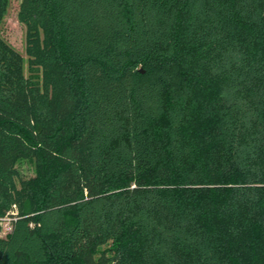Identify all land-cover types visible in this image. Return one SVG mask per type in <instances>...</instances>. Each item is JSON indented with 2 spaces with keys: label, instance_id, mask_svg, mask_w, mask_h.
Returning <instances> with one entry per match:
<instances>
[{
  "label": "trees",
  "instance_id": "obj_1",
  "mask_svg": "<svg viewBox=\"0 0 264 264\" xmlns=\"http://www.w3.org/2000/svg\"><path fill=\"white\" fill-rule=\"evenodd\" d=\"M18 17L45 90L0 36V215L20 214L0 264H264V0Z\"/></svg>",
  "mask_w": 264,
  "mask_h": 264
},
{
  "label": "rangeland",
  "instance_id": "obj_2",
  "mask_svg": "<svg viewBox=\"0 0 264 264\" xmlns=\"http://www.w3.org/2000/svg\"><path fill=\"white\" fill-rule=\"evenodd\" d=\"M21 0H9L8 9L0 24V36L17 51H19L24 60V74L29 81L40 88L43 93L45 83L43 79L44 69L37 62L36 56L32 53L39 48V44L32 39L28 33L27 25L19 20L18 11ZM42 42V36L40 38ZM21 177H29L35 174L34 162L28 159H21L18 163ZM17 186H20L19 178H15ZM108 245L102 246L106 248Z\"/></svg>",
  "mask_w": 264,
  "mask_h": 264
},
{
  "label": "built area",
  "instance_id": "obj_3",
  "mask_svg": "<svg viewBox=\"0 0 264 264\" xmlns=\"http://www.w3.org/2000/svg\"><path fill=\"white\" fill-rule=\"evenodd\" d=\"M19 216V207L16 203H13L5 214L0 215V237H7L13 231Z\"/></svg>",
  "mask_w": 264,
  "mask_h": 264
}]
</instances>
